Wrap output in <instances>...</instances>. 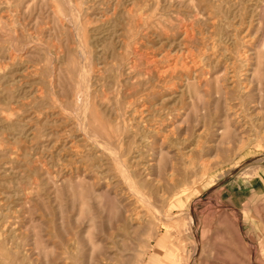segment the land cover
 <instances>
[{
  "label": "rangeland",
  "instance_id": "obj_1",
  "mask_svg": "<svg viewBox=\"0 0 264 264\" xmlns=\"http://www.w3.org/2000/svg\"><path fill=\"white\" fill-rule=\"evenodd\" d=\"M0 264H264V0H0Z\"/></svg>",
  "mask_w": 264,
  "mask_h": 264
},
{
  "label": "bare ground",
  "instance_id": "obj_2",
  "mask_svg": "<svg viewBox=\"0 0 264 264\" xmlns=\"http://www.w3.org/2000/svg\"><path fill=\"white\" fill-rule=\"evenodd\" d=\"M82 50H83V47H80V48H79V54H82ZM239 58H240V57H239ZM232 77H233V76H232ZM86 105H87V103H86L85 106H84V110L87 108ZM83 116H85V115L83 114ZM82 118H83V117H82ZM81 120H82V119H81ZM85 120H86V119H85ZM85 120H84V121H85ZM85 122H86V121H85ZM81 123H82V122H81ZM145 125H146V124H145ZM123 171H124V174H125V175H128L129 172L127 171V168H126L125 166H124V168H122V172H123Z\"/></svg>",
  "mask_w": 264,
  "mask_h": 264
}]
</instances>
